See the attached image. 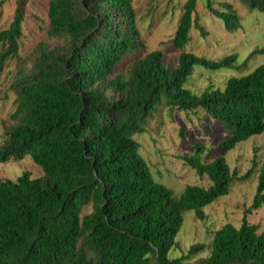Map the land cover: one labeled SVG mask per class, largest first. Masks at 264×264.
Instances as JSON below:
<instances>
[{
    "label": "trees",
    "instance_id": "1",
    "mask_svg": "<svg viewBox=\"0 0 264 264\" xmlns=\"http://www.w3.org/2000/svg\"><path fill=\"white\" fill-rule=\"evenodd\" d=\"M205 1L229 32L241 29L232 3ZM239 1L264 14V0ZM197 6L186 0L182 7L170 41L180 51L172 66L162 50L143 54L135 0H47L46 39L32 66L16 72L15 123L0 142V163L29 153L43 174L0 178V264H190L201 252L207 256L194 264H264V230L248 220L264 206V156L241 225L215 230L210 249L197 243L170 257L180 249L185 214L204 220L206 207L254 169L239 176L223 155L205 162L207 148L197 145L184 159L210 185H187L177 195L155 179L135 139L165 107L215 123L226 134L224 150L264 133V62L230 76L224 88L188 87L196 67L239 65L238 53L215 60L187 51L193 29L203 30ZM24 21L17 5L0 29V73L18 56Z\"/></svg>",
    "mask_w": 264,
    "mask_h": 264
},
{
    "label": "rangeland",
    "instance_id": "2",
    "mask_svg": "<svg viewBox=\"0 0 264 264\" xmlns=\"http://www.w3.org/2000/svg\"><path fill=\"white\" fill-rule=\"evenodd\" d=\"M186 0H135L139 27L147 52L162 50L168 64L175 66L180 53L171 47V39L176 32L182 7ZM222 2L232 3L241 16L242 27L236 32H229L223 21L208 11L205 0H198L196 15L203 30L192 31V40L187 51L210 59H221L238 53L239 65L234 70L210 71L195 69L188 87L201 92L210 85L224 88L230 76L252 71L264 62V14L250 10L239 0H214L215 6L221 8ZM17 5H22L25 14L22 46L18 56L11 60L0 73V142L6 139V131L15 123L12 118L16 110L17 93L13 89L16 72L20 68H30L37 54L38 44L46 37L47 0H0V29L7 28L13 21ZM206 33V34H204ZM55 43L54 40L51 41ZM259 50V52H258ZM127 61L124 66L132 64ZM203 116L184 112L180 109L161 108L148 121L147 131L137 133L143 154L152 168L157 181L172 188L181 195L187 185L209 186L207 177L200 178L184 156L192 155L197 145L207 148L202 155L205 162L219 156H225L231 170H237L239 176L249 169H254L252 176L245 180L236 178L230 185V193L205 209V219H197L194 212L185 214L182 228L177 235L180 249L171 252L180 256L197 243H203L210 249L214 231L226 223L240 226L246 207L252 204L257 186L258 174L264 156V133L241 142L233 150H224L221 141L225 133L215 123L211 127ZM213 123V122H212ZM254 154L257 162L253 163ZM33 177H40L42 169L36 165L27 153L21 159H11L0 163V178L16 180L25 172ZM91 207H88V212ZM250 223L258 224L264 230V206L248 215ZM207 252H201L195 259L204 258Z\"/></svg>",
    "mask_w": 264,
    "mask_h": 264
}]
</instances>
